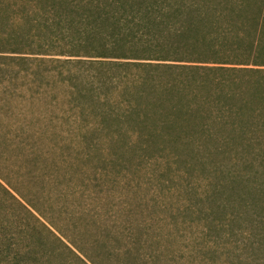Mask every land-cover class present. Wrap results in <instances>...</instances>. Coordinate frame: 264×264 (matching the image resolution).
<instances>
[{
    "label": "trees",
    "instance_id": "trees-1",
    "mask_svg": "<svg viewBox=\"0 0 264 264\" xmlns=\"http://www.w3.org/2000/svg\"><path fill=\"white\" fill-rule=\"evenodd\" d=\"M156 182L191 192L184 224L238 222L237 258H163ZM49 235L90 264H264V0H0V264L63 257Z\"/></svg>",
    "mask_w": 264,
    "mask_h": 264
},
{
    "label": "rangeland",
    "instance_id": "rangeland-1",
    "mask_svg": "<svg viewBox=\"0 0 264 264\" xmlns=\"http://www.w3.org/2000/svg\"><path fill=\"white\" fill-rule=\"evenodd\" d=\"M202 154H207L208 156H211V160L210 161H215V162H222L223 160L221 158V156H217L215 154H213V152H201ZM232 155L234 156L235 151H231L230 152ZM238 152H236L237 154ZM245 155L241 158L242 161H251V158L248 157L246 155V152L244 153ZM236 161V160H235ZM235 161H227L225 162V165H235L236 168H238L241 164V162H235ZM144 179V178H143ZM133 183L131 182V185ZM149 186L154 189V192L157 196V198L162 201L164 204L166 205H170L173 204L171 207L175 208V217L178 218L179 221H177V223L175 225L172 224H166V223H170L168 222V219L165 220L163 219V217H161V215L158 218V223L157 227H161L162 228V233L160 236H163L164 239H159L158 241L161 242V248L164 256L163 258H237L236 255H234L233 253H228L230 252L229 250H231V248H227L225 245L229 246V242L233 241L235 233L234 232H238L239 226H238V222H234L232 223V229L233 232L229 233V232H223L225 231L226 227L223 228H213L212 226L209 225H205L206 222H197L194 221L190 224L188 223H182L181 220V216H180V210L183 208V206H186L189 202V199H191L193 197V195L191 194V192H187L186 194L184 193H180L179 191H175V187H171L170 190L164 191L163 194H158L156 190H158V183H148ZM200 190H204V188H200ZM134 190L132 189V192H129L128 195L130 196H136V197H141L143 196H147L149 197V193L147 191L146 188L143 189V191L141 192H137V195H134ZM119 195V193H118ZM143 202H142V207L139 209L142 213H143V217H145V219L148 220V223L143 224L145 227H149V226H154L155 223L153 221V219H151V217H148L151 215L150 212V206H152V203L150 200H148L147 198H143ZM120 201L121 199L119 197H113L111 198V201ZM147 202V203H146ZM95 207H100L99 204L95 205ZM102 209V208H101ZM173 213V214H174ZM41 221H43L42 219H40ZM113 224V223H111ZM166 224V225H165ZM47 225V224H46ZM131 227V225H130ZM185 228V230H184ZM51 229V228H50ZM171 231L172 236L169 237L171 240H169V244L166 245L164 240L166 238V236L168 234H170L169 231ZM228 230V229H226ZM44 231V230H43ZM53 231V229H52ZM55 235H58L55 231H53ZM159 234L158 231H155ZM154 232V234H155ZM225 233V234H224ZM228 233L230 234V240L227 243L226 239H227V235ZM59 236V235H58ZM206 237H210V240L208 242H205V238ZM240 239V238H238ZM49 240L50 242H52L56 247L57 250L62 252L63 257L61 258H45L42 260L41 263L39 264H83V262H85V264H90L85 258H83V256H81L75 249L72 248V251L80 257V259L82 261H80V259L76 258L74 255H72V253H70L66 248H64L63 246H61L55 238H53V236L49 235ZM64 243L66 242L65 240H63ZM207 244V246L205 247V245ZM225 246V247H224ZM207 252V253H206ZM245 257L244 255L242 256V258Z\"/></svg>",
    "mask_w": 264,
    "mask_h": 264
}]
</instances>
